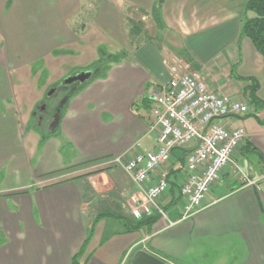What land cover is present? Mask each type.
I'll use <instances>...</instances> for the list:
<instances>
[{
  "label": "crops",
  "instance_id": "crops-1",
  "mask_svg": "<svg viewBox=\"0 0 264 264\" xmlns=\"http://www.w3.org/2000/svg\"><path fill=\"white\" fill-rule=\"evenodd\" d=\"M33 1L39 26L46 24L42 27L63 36L69 46L78 42L77 33H90L125 57L109 63L104 78L73 95L60 123L49 131L52 141H59L48 151L51 158L60 161L57 146L62 142L75 146L78 157L41 172L31 193L0 191V264H71L78 253L79 264H130L139 251L165 264H264V163L251 153L255 148L264 156V57L240 36L247 0H164L162 27L152 19L156 0ZM30 3L0 0V97L9 100L13 95L1 88V78L5 82L43 54L36 48L18 50L8 34L11 20L28 14ZM81 16L66 36L61 23ZM148 21L150 33L139 28L148 27ZM157 39L160 43L153 44ZM126 42L129 50L122 52ZM21 58L26 60L22 65ZM181 62L211 92L248 104L247 116L212 122L242 129L244 138L198 212L188 218H182L179 186L188 176L184 162L190 149L172 150L148 183L162 175L170 182L157 200L165 218L157 215L153 223L138 225L144 217L135 220L128 204L136 188L120 167L104 166L105 161L156 149L147 96L166 84L168 68ZM251 87L257 103L250 97ZM41 149L42 155L43 145ZM88 169L99 172L86 175L93 172ZM21 193L24 199L18 200ZM106 213L118 218L101 217L86 242L93 221Z\"/></svg>",
  "mask_w": 264,
  "mask_h": 264
},
{
  "label": "built area",
  "instance_id": "built-area-1",
  "mask_svg": "<svg viewBox=\"0 0 264 264\" xmlns=\"http://www.w3.org/2000/svg\"><path fill=\"white\" fill-rule=\"evenodd\" d=\"M168 70L167 83L147 96L152 106L150 130L156 133V149L137 152L132 157L124 152L105 161L108 166L120 167L136 188V193L128 197L135 220L153 213L165 218L157 200L166 193L170 182L162 175L154 183H148L150 175L168 163L174 149H190L184 162L188 176L179 186V193L182 218L196 214L209 188L233 161L234 152L244 138L242 129L228 130L212 123L213 120L242 118L250 111L244 102L211 92L198 74L187 71L186 63L172 65ZM235 170L242 173L238 166ZM174 224L168 222V226Z\"/></svg>",
  "mask_w": 264,
  "mask_h": 264
},
{
  "label": "rangeland",
  "instance_id": "rangeland-1",
  "mask_svg": "<svg viewBox=\"0 0 264 264\" xmlns=\"http://www.w3.org/2000/svg\"><path fill=\"white\" fill-rule=\"evenodd\" d=\"M35 9L34 1L31 0L27 9L28 14L24 11L17 21H15V18L11 20L10 33H8L9 37L19 45L16 47L18 50L22 51L24 49L25 51L26 49L36 48L43 50L42 56L45 55L34 60V62L32 61L29 66H21L15 74L5 77V82L1 78L3 81L1 82V88L6 89L13 96H11L10 100L9 98L0 97V191L23 189L31 193L37 179H40L39 176L43 174L41 172L50 170L56 167L55 165L60 166L63 161L70 163L71 159L78 157V149L75 146L62 142L57 146L58 149H62L59 156L60 161L54 160L55 157L51 158L48 151L54 149V144L58 140L52 141L51 139L53 135L47 129L46 115L41 124H36L35 119L31 118V114L40 102L51 106L55 100L60 99L59 94L46 99V96L49 97L48 94L53 87L82 73L99 59H106V55H117L120 53L118 48H113L107 44V40L102 36H93V34L91 36L90 33H77L78 42L69 46L63 36H57L51 33L47 27H42L46 26V24L39 26L40 16L38 18L35 17L37 15ZM42 17L45 20V17ZM79 19L81 20L82 16L80 18H66L64 23H61L65 27L66 36L67 29L72 30L74 26H77ZM147 26L144 23V27L139 28L144 30V32L150 33L149 21ZM152 36L155 37V34ZM127 37L129 36L127 35ZM24 42L26 44L22 45ZM152 43H160V39L152 41ZM129 44V42H126L124 45L126 49L124 48L121 51H128ZM68 50L72 51L71 55ZM20 61L22 65L26 60L21 58ZM27 69L31 70V76ZM86 82L90 84L89 80ZM73 83L68 84V91L66 92V89H63L62 93L68 95L72 92L76 86L74 84H77ZM63 86L66 85L63 83ZM17 119L20 120V125H23V128L20 129L26 133L18 132ZM55 133L57 135L58 131H55ZM48 138L50 140L46 142ZM43 139L45 141L40 144ZM42 145L44 153L41 155ZM52 155L55 156L54 154ZM25 156L27 161H25ZM100 167L102 168L103 166ZM78 168H80L78 170L82 169L81 167ZM93 170L88 169L85 172ZM23 197L24 194L21 193L18 200H23Z\"/></svg>",
  "mask_w": 264,
  "mask_h": 264
},
{
  "label": "trees",
  "instance_id": "trees-1",
  "mask_svg": "<svg viewBox=\"0 0 264 264\" xmlns=\"http://www.w3.org/2000/svg\"><path fill=\"white\" fill-rule=\"evenodd\" d=\"M163 1L164 0H156L151 11L152 19L154 20V23L156 25H159L160 27H162L160 10ZM240 36L247 38L251 42L257 53L262 57H264V0H247L244 6V18L240 28ZM124 57H125L124 54H117V55L108 54L106 55V59L104 58L99 59L83 72H89V73L92 72L89 78V83L98 78H104L106 76L107 71L109 70V63H119L120 61H122V59H124ZM105 60L108 62H105ZM74 85L76 86L74 87L73 91L67 95V100L65 101L64 106L60 112L59 123L66 110L68 100L77 92L84 89L88 85V82H84L83 84H74ZM255 91H256L255 88L251 87L250 97L252 101L257 103L256 99L254 98ZM44 141L45 139L40 141V144L43 143ZM251 153L256 154L259 157L260 162L264 163V156L261 153H259L255 148H251ZM98 172L99 170L87 173L86 175L96 174ZM105 216L117 217L109 213L99 215L98 216L99 218H96V220L93 221L90 227L86 242L88 241L89 237L92 235L97 221H99L101 217H105ZM155 216L157 215L155 214L144 217L137 224L142 225V224L153 223L157 219ZM80 255L81 254L78 253L75 256H73L71 260V264H79Z\"/></svg>",
  "mask_w": 264,
  "mask_h": 264
},
{
  "label": "flooded vegetation",
  "instance_id": "flooded-vegetation-1",
  "mask_svg": "<svg viewBox=\"0 0 264 264\" xmlns=\"http://www.w3.org/2000/svg\"><path fill=\"white\" fill-rule=\"evenodd\" d=\"M62 82L58 86L53 87L52 93L47 97L46 99H50L54 96H57V94L60 95V99L55 100L54 103L51 106H47L44 102H40L38 106L35 108V111L32 112L31 118L33 117L35 119L36 124H41L44 120V117L46 115L47 118V129L51 130V128L55 127L59 123L60 119V112L64 106L65 101L67 100V94L62 93L63 89H66V92L68 91L67 88L69 85L63 86ZM75 83V82H74ZM73 83V84H74Z\"/></svg>",
  "mask_w": 264,
  "mask_h": 264
},
{
  "label": "water",
  "instance_id": "water-1",
  "mask_svg": "<svg viewBox=\"0 0 264 264\" xmlns=\"http://www.w3.org/2000/svg\"><path fill=\"white\" fill-rule=\"evenodd\" d=\"M91 73L89 72H82L78 74L77 76H74L71 79H68L64 82L65 85L71 84L73 82L83 84L87 80H89ZM53 90H50L49 94L52 93ZM130 264H165L162 261L158 260L156 257L151 256L150 254L144 252V251H139L137 252L132 260L130 261Z\"/></svg>",
  "mask_w": 264,
  "mask_h": 264
}]
</instances>
